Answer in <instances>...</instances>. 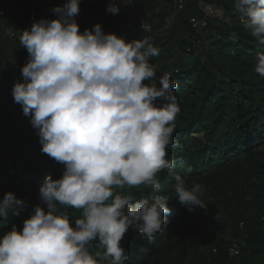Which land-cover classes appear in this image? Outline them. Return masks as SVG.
Returning <instances> with one entry per match:
<instances>
[{"label": "trees", "instance_id": "1", "mask_svg": "<svg viewBox=\"0 0 264 264\" xmlns=\"http://www.w3.org/2000/svg\"><path fill=\"white\" fill-rule=\"evenodd\" d=\"M181 1L182 8L177 0H80L76 16L80 31L99 23L126 40L150 37L159 49L151 59L153 82L171 73L179 83L181 111L168 147L174 168L157 173L161 188L155 192L144 185L124 189L137 199L167 195L166 224L153 240L130 227L120 242L130 257L125 264H264V77L254 71L264 44L243 28L234 0ZM64 3L0 0V199L11 191L24 201L19 216L0 218V233L13 224L22 229L36 205L46 207L39 187L64 171L41 152L37 129L12 95L28 60L21 32L41 18L54 19L53 8ZM110 3L118 13L107 11ZM207 7L225 19L209 15ZM191 18L206 26L198 31ZM177 175L189 188L203 186L205 208L189 211L175 197ZM68 212L73 222L82 215ZM97 245L90 251H102Z\"/></svg>", "mask_w": 264, "mask_h": 264}, {"label": "clouds", "instance_id": "2", "mask_svg": "<svg viewBox=\"0 0 264 264\" xmlns=\"http://www.w3.org/2000/svg\"><path fill=\"white\" fill-rule=\"evenodd\" d=\"M80 0L56 6L19 36L27 49L23 80L14 102L30 117L41 152L64 166L39 187L46 207L36 205L23 222L0 233V264H125L121 240L130 227L153 240L165 227L167 195L137 199L126 188H161L157 173L171 171L168 157L180 113L171 73L157 78L151 62L159 49L150 37L126 40L97 23L79 30ZM243 28L264 44V0H234ZM116 14L119 7L108 5ZM254 71L264 77V53ZM175 197L193 211L205 208L199 183L175 177ZM24 201L11 191L0 199V218L19 216ZM69 208L82 210L74 222ZM93 242L102 251L91 252Z\"/></svg>", "mask_w": 264, "mask_h": 264}, {"label": "built area", "instance_id": "3", "mask_svg": "<svg viewBox=\"0 0 264 264\" xmlns=\"http://www.w3.org/2000/svg\"><path fill=\"white\" fill-rule=\"evenodd\" d=\"M177 6H178V8H182V1L181 0H177ZM207 9V13L209 14V15H212L213 14V9L212 8H210V7H208V8H206ZM31 17L33 18L34 17V14L32 13L31 14ZM191 23L193 24V27H195L198 31H201V29H203L205 26H206V21L204 20V19H202V20H199V19H196V18H191ZM139 28H142V29H144V30H148L149 29V27L147 26V25H144L142 22H141V20L139 21ZM263 235H264V230H263ZM237 251H236V248H235V246H233L231 249H230V251H229V253L232 255V254H235Z\"/></svg>", "mask_w": 264, "mask_h": 264}, {"label": "rangeland", "instance_id": "4", "mask_svg": "<svg viewBox=\"0 0 264 264\" xmlns=\"http://www.w3.org/2000/svg\"><path fill=\"white\" fill-rule=\"evenodd\" d=\"M213 15L218 18L225 19L220 10L213 9Z\"/></svg>", "mask_w": 264, "mask_h": 264}]
</instances>
